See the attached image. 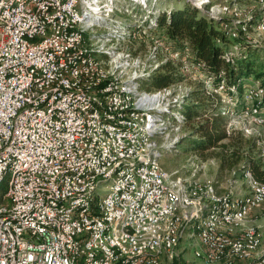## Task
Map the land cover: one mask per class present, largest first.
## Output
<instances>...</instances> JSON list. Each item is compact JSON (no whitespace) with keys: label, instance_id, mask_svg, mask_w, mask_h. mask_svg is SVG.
I'll use <instances>...</instances> for the list:
<instances>
[{"label":"bare ground","instance_id":"bare-ground-1","mask_svg":"<svg viewBox=\"0 0 264 264\" xmlns=\"http://www.w3.org/2000/svg\"><path fill=\"white\" fill-rule=\"evenodd\" d=\"M37 1L0 0V31H9L10 24L28 26L27 32L19 35V43L31 42L30 52L39 50L45 53L35 57L29 65L30 74L24 84V91L41 94L39 82L42 70L48 73L50 80L45 83V91H52L50 96H42L39 107H33L22 115L18 145H11L7 153L0 156V191L4 183L6 186L5 193L0 197V219L4 220L6 237H15L14 226L30 221L41 230L52 231L60 246V251H54V259L69 254V246L76 247L79 258L72 264H92V261L93 264H109L108 260L114 258V250L120 251V258L115 264H127V259L136 257L135 246H138V252L149 250V243H144V239L161 238V234L167 233L169 237H162L161 245L165 252H171L175 245H179L172 243V239H178V231H171L172 227L183 226V212L193 206L195 199L187 185L182 181H171L158 169L156 162L162 154L156 142L149 140L148 136L153 139L155 135L165 134L167 114L176 121L185 117L179 113V108L169 110L166 105L163 106L162 92L140 93L139 81L146 76L138 75V67H135L137 71L132 77L125 81L116 76L115 70L119 67L124 69L130 66L129 54L117 53L116 47L110 49L104 44L86 48L85 31L95 26L89 19L90 13L86 9L81 10L80 0H77L80 6H75V0H52L53 5L41 6V19L44 22L57 20L58 12L59 24L56 25L55 33L46 32V26L35 23L39 22V15L29 9ZM85 1L88 4L96 3ZM235 16L232 21L225 22V26L247 28L240 15L237 13ZM38 31L43 33V37H37ZM51 40L55 41L59 57H55L52 42H43ZM97 54L109 56L104 60L115 63V70L109 71L106 61L99 59ZM181 56L188 55L183 51ZM88 63L93 71L83 70ZM12 71H19V64H12ZM209 77L210 81L214 79ZM212 82H216L217 89L222 91L227 87L224 79ZM60 93H65V115H69L73 121L68 122L67 118L61 117L63 108L52 107L60 104ZM113 101H118V108L122 109L120 118L110 113L117 111V104H113ZM135 116L137 125L130 126L135 122ZM84 133H87L88 140L83 144V151H89V159H83V153L80 149H74V143H66L64 148V140L60 139L63 135ZM133 134L136 141L128 143L126 149L121 136ZM77 142H84V135H77ZM31 145L36 152L28 155L27 162H24ZM57 158L60 163L54 164ZM77 160H82L80 167L71 173H63L59 179L61 172L77 166ZM110 164L113 166L109 169ZM48 167L51 168L46 178L41 174L48 171ZM152 168L162 182L171 185L172 212L177 215L168 214L166 220L165 216H157L158 224L152 225L151 230L149 225H141L137 231L126 229L133 220V213L124 203V195L115 197V192L124 184H132L134 176L139 175L133 205H136L134 218H142L149 203V174L144 170ZM90 171H93L95 179L87 180ZM28 176L30 180L24 182ZM248 177L251 183L250 196L211 197L209 207L199 209V213L207 210V214L195 215L194 220L187 222L188 227L183 226L182 232L188 231L189 238L199 241L206 264L251 262L256 260L261 251L262 238L256 227H245L237 235L233 233L234 227L247 222L252 208L264 203V184L255 181L250 173ZM103 185L108 186L107 194L103 199H97L96 192ZM5 201L10 204H3ZM89 206L90 215L101 213L104 216L90 218V223H78V217L88 214ZM224 207H229L233 216L224 214ZM114 211L118 215L113 221ZM45 212H50L49 220L41 215ZM210 230L223 238H229L222 244V251L227 252L216 259H211L206 240L201 237V233ZM262 231L264 233V227ZM81 234L88 236V240ZM88 241L94 247H99L100 256H93ZM261 257L264 258V255ZM161 260L149 264H160Z\"/></svg>","mask_w":264,"mask_h":264},{"label":"rangeland","instance_id":"rangeland-1","mask_svg":"<svg viewBox=\"0 0 264 264\" xmlns=\"http://www.w3.org/2000/svg\"><path fill=\"white\" fill-rule=\"evenodd\" d=\"M91 1L98 3V5L92 6L90 10L89 19H91L95 27L92 30L87 28L88 30L85 31L86 48L104 44L106 48L111 47L110 49H112L116 47L117 53L131 56L129 60L130 66H126L124 69L119 67L115 70V63L104 60L109 71L115 70L116 76H120L121 81H125L132 77L134 71H137L135 67L139 68L138 75L147 77L155 74L164 64L172 62L179 67V73L184 80L165 89L151 90L149 93L162 92L163 106L166 105L169 110H174L177 107L179 108V113H182L183 116H185L183 107L187 104V98L192 92L199 89L207 97L215 99V102L220 104L221 101L222 107L219 114L228 120L225 119L228 122V132L241 131L246 138L258 141V148L250 152L249 156L254 159L264 160L263 81L260 79H241L237 85H241L243 88L241 92L238 91L237 87L231 88V93L228 92V86L223 91L217 89V83L212 81L220 79L219 75L213 76L205 73L203 65L195 63V59L189 49L190 47L186 46L188 44H185L183 48L175 47L171 41L158 31L157 22L151 18V16L155 18L162 10H171L177 5L182 6L183 2H190L195 8L201 10L209 17L222 20L223 28L229 37L233 38L240 35L245 40L264 49V0ZM99 3L108 5L102 8L103 6L101 7ZM85 5L88 6V2ZM95 8L99 10L97 11ZM237 13L240 15L241 21L243 22L244 20L243 24L247 28H236L232 25L229 27L225 26V22L232 21ZM252 21H255L253 25L250 24ZM142 32L151 35V39H149V35H142ZM110 35L112 36L111 38ZM183 51L188 55L187 57L181 56ZM239 51V48H230L226 51L227 58H234V56L239 54ZM180 58L186 59L187 62H181ZM256 65L264 67V57L258 60ZM189 66H195V68ZM208 75L214 79L210 81L211 78ZM223 78H226L225 75H223ZM142 92L147 91L141 88L140 93ZM166 116L165 134L155 135L152 139L160 148L159 153L162 154L158 156L159 159L156 162V166L165 176H169L171 181H182L187 185L189 192L192 193V197L195 199L193 206L185 210V213L183 212L185 215L184 227H188L187 222L193 219L195 215L201 214L199 213L200 208L206 207L204 205L209 207L210 202L206 200L208 196L213 198L227 195L248 197L251 192L249 173L243 176V174L239 173L234 174L233 171L224 173L223 176L217 178L219 163L215 157L209 154H206V158L205 156L201 157L198 153L187 148V141L183 142L191 135V123H188L187 119L176 121L171 118V115L167 114ZM207 117V115H202L196 119L195 124ZM170 119L172 122H168ZM243 165L241 163L235 170H238ZM107 187V185H103V187L98 188L96 192L97 199H103L106 196ZM5 191L6 186L4 183L1 187L0 197L3 196ZM3 204L9 205L10 202L5 201ZM257 211L264 214V205ZM253 225L263 226L264 224ZM187 233L182 235V244L175 245L170 252L168 264H174L176 261L189 262L190 264H206L203 259V248L200 246L199 241L189 238ZM248 262L250 261H238L235 264H248ZM160 264H166V259H162Z\"/></svg>","mask_w":264,"mask_h":264},{"label":"built area","instance_id":"built-area-1","mask_svg":"<svg viewBox=\"0 0 264 264\" xmlns=\"http://www.w3.org/2000/svg\"><path fill=\"white\" fill-rule=\"evenodd\" d=\"M53 4L54 2L52 0H38L29 11H36L39 15V22L35 23H39V26H46V32L55 33L56 25L59 24L58 12L57 20L54 22H44L41 19V6ZM75 6H80L77 0H75ZM27 27L28 26L18 27L10 24L9 31H0V156L7 153L11 145H18L19 124L22 120V115L33 107H39V101L42 99V96H50V92H52L45 91V83L50 82L48 79V73H45V70L40 72L39 86L41 87V94H33V92L24 91V84L30 74L29 65L35 57L45 55V53H40L39 50L38 52H30L31 42L19 43V35L27 32ZM142 35L149 34L142 32ZM37 37H43V33H39L38 31ZM70 38L72 39V34H70ZM149 39H151V35H149ZM43 42H52V44H54L55 57H59V52L55 49L54 40ZM72 51L74 50H71V52ZM180 60L181 62H187V60L183 58H180ZM12 64H19V71H12ZM189 67L195 68V66ZM83 70L93 71V67H89L88 63ZM60 95V104L51 105L54 108H63V115L61 117L67 118L68 122L73 121L70 119L69 115H65V93H60ZM113 104H117V111L110 113L116 114L117 117L120 118V111H122V109L118 108V101H113ZM121 120L125 122L124 119ZM136 125L137 120L135 116V122L130 126L136 127ZM77 135H84V142H77ZM121 137L126 149H128V143H134V141H136L135 134ZM60 139L64 140V148L66 143H74V149L81 150V153H83V159H89V151H83V144L85 143V140H88L87 133L63 135L60 136ZM148 139L152 140V136H148ZM35 152L36 151L31 145V148L27 149L24 162H27L28 155L34 154ZM70 152L72 151H68V153ZM81 161L82 160H77V166L67 172H61L59 179L63 173H71L74 169H78ZM59 163L60 160L57 158L54 164ZM112 166L113 165L110 164L109 169ZM50 168L51 167H48V171L41 175L48 178ZM144 172H148L149 174V188L147 189L149 203L143 211L142 218H134V207H136V205H133V197L136 195L135 186H138L139 175L134 176L132 184H124L115 192V197L117 195H124V203L130 209V213H133V220L127 225L126 229H136L137 231L141 225H149L151 230L152 225L158 224L157 216H165L166 220L168 214L177 215L172 212L171 185L168 182H162L160 177L154 172L153 168L152 170H144ZM89 179H95L93 177V171H90L87 180ZM28 180H30V176H28L24 182ZM96 180L101 181V179ZM6 195L9 196V193H6ZM38 201H40V199ZM111 204L113 206V200L111 201ZM49 213L50 212H45L41 215L49 220ZM224 214H231V216H233L229 207H224ZM117 215L118 213L114 211L113 221ZM103 216L104 215L101 213H98V215H90L89 206L88 214L78 217V223H90V218H101ZM14 228L15 237H6L4 233V220L0 219V264H72L79 258L76 254V247L69 246V254H62L61 259H54V251H60V246L56 243L52 231L41 230L32 225L30 221H26L22 225L14 226ZM182 229L183 226L172 227L171 231H178V239H172V243L182 244ZM82 236H85L88 240V236ZM162 237H169V233L161 234V238ZM201 237L206 240V246L209 249L211 259H216L217 256H221L223 253L227 252L222 251V244L229 238H223L214 234L212 230L208 233H201ZM161 238L144 239V243H149V250L146 252H138V246H135L136 257L127 259V264H149L157 259H166V264H168L170 252L164 251V246L161 245ZM127 240H132V238H127ZM88 244L91 246L93 256H100L101 252L99 251V247H94L89 241ZM119 258L120 251L114 250V258L108 260V262L109 264H115L116 260ZM185 264L190 263L185 262ZM249 264H264V258L261 257L252 260Z\"/></svg>","mask_w":264,"mask_h":264},{"label":"trees","instance_id":"trees-1","mask_svg":"<svg viewBox=\"0 0 264 264\" xmlns=\"http://www.w3.org/2000/svg\"><path fill=\"white\" fill-rule=\"evenodd\" d=\"M151 18L157 22L158 31L175 47L183 48L188 44L186 46L190 47L195 61L204 65V72L221 76L227 83L228 92L231 93L234 87L239 92L243 91L241 85L237 86L241 79H260L264 84V67L256 65L264 57V49L240 35L229 37L222 20L209 17L190 2H183L182 6L177 5L171 10H162L155 18ZM254 23L250 22L251 25ZM232 47L240 51L229 61L226 51ZM97 56L101 60L107 59L103 54ZM179 72V67L168 62L155 74L141 79L139 84L147 92L165 89L184 80ZM221 107V101L220 104L215 102V99L207 97L200 89L192 92L183 107L184 117L191 123V135L183 142L187 141V148L201 157L206 158L208 154L215 157L219 163L217 178L233 171L243 176L250 173L255 181L264 184V160L249 156L250 152L258 148V141L246 138L241 131L228 132V120L219 114ZM202 115L208 117L195 124L196 119ZM241 163L244 165L239 171L235 170ZM174 264L185 263L176 261Z\"/></svg>","mask_w":264,"mask_h":264},{"label":"crops","instance_id":"crops-1","mask_svg":"<svg viewBox=\"0 0 264 264\" xmlns=\"http://www.w3.org/2000/svg\"><path fill=\"white\" fill-rule=\"evenodd\" d=\"M80 3H81V10L82 11H88L89 13H90V10H91V7L92 6H95V5H98V3H89V6H86L85 5V0H80ZM100 4V3H99ZM108 4H103V5H101L100 4V6L102 7V8H104V7H106ZM100 7V8H101ZM101 8V9H102ZM86 9V10H85ZM96 9V8H95ZM97 10V9H96ZM99 10V9H98ZM97 10V11H98ZM217 190H218V188H217ZM250 194H251V192H250ZM250 194L248 195V196H250ZM246 197V196H245ZM210 198H211V196H208L207 198H206V200H207V202L209 201L210 203H211V200H210ZM240 198H243V197H240ZM264 205V203L262 204V205H259V206H257V207H255V208H252L250 211H249V215H248V217H247V222L243 225V226H239V227H234V230H233V233L235 234V235H237L241 230H243L245 227H249V226H253V227H256L258 230H259V232H260V234H261V238H262V247H261V251L258 253V255L256 256V259L257 258H259V257H261L262 255H264V233H263V231H262V228L264 227V225L263 226H256V225H253V224H259V225H262V224H264V214L262 213L261 214V212L260 211H257L258 209H260L262 206ZM204 206H208V205H204ZM206 207H204V208H206ZM203 208V209H204ZM255 210V211H254ZM201 214L202 215H205V214H207V210H204L203 212H201ZM194 220V219H193ZM190 222H191V220H190ZM184 233H187V231H184V232H182V235L184 234ZM198 255H200L199 253H197ZM192 263H194L193 261H192Z\"/></svg>","mask_w":264,"mask_h":264}]
</instances>
